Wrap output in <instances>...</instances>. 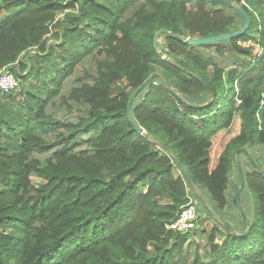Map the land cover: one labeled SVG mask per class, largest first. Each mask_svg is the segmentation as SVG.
I'll list each match as a JSON object with an SVG mask.
<instances>
[{"label": "trees", "instance_id": "trees-1", "mask_svg": "<svg viewBox=\"0 0 264 264\" xmlns=\"http://www.w3.org/2000/svg\"><path fill=\"white\" fill-rule=\"evenodd\" d=\"M230 1L247 32L189 46L244 23L219 0H0L17 82L0 92V264H264L263 155L246 154L264 148V0ZM152 74L141 135L127 104ZM242 155L250 220L226 195ZM179 166L221 225L165 228L194 194Z\"/></svg>", "mask_w": 264, "mask_h": 264}, {"label": "rangeland", "instance_id": "rangeland-1", "mask_svg": "<svg viewBox=\"0 0 264 264\" xmlns=\"http://www.w3.org/2000/svg\"><path fill=\"white\" fill-rule=\"evenodd\" d=\"M258 50L259 49L257 47H255V50L253 53L256 54ZM12 70L14 71V67L11 68V72H12ZM16 71H17V69H16ZM258 149H260L261 151H259ZM247 152H248V153H246L247 155L253 154L255 157H258V158H260V156L263 155V156H261V158L263 160L262 165L264 167V148H262V147L252 148L250 150H247ZM247 158L248 157L246 155L245 156H243V155L238 156L236 158V160L234 161V163L232 164L233 167H235L236 164L238 165L240 172L242 173L241 174L242 180L241 181L239 180V183H237L238 182V180H237L238 176L236 177L235 173L231 172L229 174L230 185L228 186L226 195L228 193V195L230 197L233 196V199H234L237 188H240V191L238 194V203H239L241 210L245 213L246 219L250 220L252 218V215L254 212V199H253L252 193L249 191V189L246 186L245 174L255 171L254 167L257 170H258V168L253 163V161H251V159H249L250 162H248ZM235 187H237L236 190H235ZM202 195L205 197V199H207L206 195L204 193H202ZM186 207H193L195 212H196L194 227H193V229H190L189 232H191L194 229L195 230H201L203 228L206 229V228L211 227L212 225H215V224L219 225L218 223H216V221L212 217H210V214L205 209L204 205L201 203V201L199 200V198L196 195H194V194L192 195L191 193H189V197L187 198L186 203L181 208V210L183 208H186ZM230 207H231V204H230ZM236 207H237V205H236ZM228 211H229L228 212L229 214H227V220L232 219L230 217V214H232V213H233V215L234 214L237 215V216H233V219H235V217H238V214H239L238 211L232 210V208H229ZM230 223H232V220ZM231 225H233V224H231Z\"/></svg>", "mask_w": 264, "mask_h": 264}, {"label": "water", "instance_id": "water-1", "mask_svg": "<svg viewBox=\"0 0 264 264\" xmlns=\"http://www.w3.org/2000/svg\"><path fill=\"white\" fill-rule=\"evenodd\" d=\"M222 3H224L227 7H229L230 9L233 10V12L242 20V22L244 23L243 27L233 33H229V34H223V35H217V36H209V37H204V38H180V40L189 46H202V45H209V44H215V43H220V42H225V41H229L231 39L237 38L242 36L243 34H245L247 32V30L250 27V20L247 17V15L244 13V11L239 8L238 6L234 5L230 0H219ZM162 30L158 31L157 33H155V35L153 36L152 42H153V47L155 49V51L158 54H161V52L158 49V38L159 36L162 34ZM164 60H168L167 56L163 57ZM155 77V74L150 75L146 81L140 86L138 87L134 93L131 95V97L129 98L128 104H127V117L129 119L130 124L133 126L134 130L137 131L138 133H140L141 135H144V131L142 129H140L136 123H134V121L130 118V107L132 102L134 101V99L137 97V95L143 90L144 86L149 83L153 78ZM192 106V105H189ZM244 151V150H243ZM240 152V151H239ZM236 167V171L238 173L239 179H242L241 173H240V169L238 167V165H235ZM258 167V166H257ZM179 169L183 175V178L185 179V181L188 183V185L191 187V189L193 190L194 194L199 198V200L201 201V203L204 205L205 209L208 211V213L210 214V216L216 221V223H218L219 225H221L220 221H219V217L218 215L215 213V211L212 209V207L210 206V204L207 202V200L205 199V197L202 195L200 189L195 185V183L192 181V179L189 177V175L185 172L184 168L182 166H179ZM240 188H237L235 196H234V202L237 205L238 208H240L239 204H238V194H239ZM246 234V232L244 233Z\"/></svg>", "mask_w": 264, "mask_h": 264}, {"label": "built area", "instance_id": "built-area-1", "mask_svg": "<svg viewBox=\"0 0 264 264\" xmlns=\"http://www.w3.org/2000/svg\"><path fill=\"white\" fill-rule=\"evenodd\" d=\"M241 5L247 7L244 1H241ZM248 8V7H247ZM256 54H259V50ZM17 87V82L13 73L8 67L0 69V92L6 93ZM195 210L193 207L183 208L177 215L176 219L165 225L167 230L176 231L179 233H185L186 231L193 229L195 221Z\"/></svg>", "mask_w": 264, "mask_h": 264}, {"label": "crops", "instance_id": "crops-1", "mask_svg": "<svg viewBox=\"0 0 264 264\" xmlns=\"http://www.w3.org/2000/svg\"><path fill=\"white\" fill-rule=\"evenodd\" d=\"M259 151H261L260 149H258ZM250 155H252V154H250ZM237 165V164H236ZM235 169H236V167H235ZM233 214V213H232ZM232 214H230V217H232ZM237 216V215H236ZM235 218H237V217H235ZM226 220H227V216H226V218H225ZM231 221V219L230 220H227V222H230Z\"/></svg>", "mask_w": 264, "mask_h": 264}, {"label": "bare ground", "instance_id": "bare-ground-1", "mask_svg": "<svg viewBox=\"0 0 264 264\" xmlns=\"http://www.w3.org/2000/svg\"><path fill=\"white\" fill-rule=\"evenodd\" d=\"M7 67L10 69L11 66H7ZM15 80H16V79H15ZM16 88H17V87H16ZM16 88H15V89H16ZM13 90H14V89H13ZM11 91H12V90H11ZM8 92H9V91H8ZM257 168H258V167H257ZM240 173H241V172H240ZM237 174H238V173H237ZM241 176H242V175H241ZM238 179H239V176H238ZM239 180H240V179H239ZM241 180H242V179H241ZM241 180H240V181H241ZM237 199H238V198H237ZM238 204H239V203H238ZM238 209H240V208H238Z\"/></svg>", "mask_w": 264, "mask_h": 264}]
</instances>
